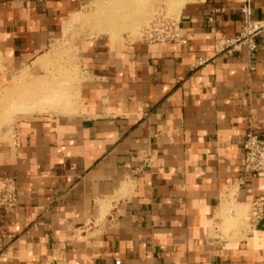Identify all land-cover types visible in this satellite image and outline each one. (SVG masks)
I'll return each mask as SVG.
<instances>
[{
  "label": "crops",
  "instance_id": "crops-1",
  "mask_svg": "<svg viewBox=\"0 0 264 264\" xmlns=\"http://www.w3.org/2000/svg\"><path fill=\"white\" fill-rule=\"evenodd\" d=\"M87 1L0 0L4 63L34 65ZM252 8L263 21L264 0ZM178 23V43H86V80L54 108L74 113L26 117L0 143L19 194L0 264H264V216L246 222L264 177L243 173L245 136L264 131V32L254 58L216 51L242 29L234 0H188ZM199 57L213 61L193 70Z\"/></svg>",
  "mask_w": 264,
  "mask_h": 264
},
{
  "label": "rangeland",
  "instance_id": "rangeland-1",
  "mask_svg": "<svg viewBox=\"0 0 264 264\" xmlns=\"http://www.w3.org/2000/svg\"><path fill=\"white\" fill-rule=\"evenodd\" d=\"M120 1L121 0H88L79 11V14L74 15L70 21L65 23L64 32L60 35L59 39L52 42L51 46L48 47L43 54L47 52L50 53L41 57L40 59L43 60L41 61L39 59L34 65L9 67L0 56V96L10 91L16 83H20L21 85L22 83L28 82L31 85L36 81H39L40 84L42 81L40 85L42 86L45 83L43 87L46 88V93L52 90V88H50L51 86L60 88V90L57 91L58 93L53 94L54 91H51L49 93L51 95L48 94V97H43L42 95L33 97L26 105L20 103L8 105L7 102H5V106H1L0 104V143L10 139L13 135V128L16 123L25 120L26 117L31 118V116L46 115L61 116L74 113L54 108L60 103L65 104V107H72L76 100L75 86L78 83L77 81H79L78 86L80 87L81 83L86 80L85 73L82 69L83 47L86 43L93 42L96 38L103 35L111 38L114 43L117 44H128L142 40L143 31L149 26L153 19L156 18L158 21L178 20L188 0H147V2L140 5L142 14L136 19H131V23H129V20H125V24L122 26L121 30L114 33V31L108 27H104L105 25L102 22L104 18L102 16H97V14L102 8L109 7ZM175 9H178L177 12H175ZM63 71L68 75L65 78L60 76ZM43 75L45 77L41 78ZM53 75H56L57 78L55 76L54 79H52ZM25 76L27 77L24 78ZM34 76L38 78L33 80ZM64 84L65 88L68 89H64ZM35 85L36 84L30 86V89H35ZM67 104L69 105L67 106ZM246 210L248 211L246 222L247 227H249L250 224L248 219L250 208Z\"/></svg>",
  "mask_w": 264,
  "mask_h": 264
},
{
  "label": "built area",
  "instance_id": "built-area-1",
  "mask_svg": "<svg viewBox=\"0 0 264 264\" xmlns=\"http://www.w3.org/2000/svg\"><path fill=\"white\" fill-rule=\"evenodd\" d=\"M14 2H43L46 0H10ZM240 5L243 26L240 33L231 39H219L215 42L218 53H229L245 47L251 58L258 52V37L264 32V20L257 21L253 18V0H234ZM183 33L180 30L178 20L158 21L156 18L150 22L143 31L142 39L150 45L178 43L182 40ZM211 57H199L192 65L193 70H198L211 63ZM254 67L251 70L254 71ZM244 176L264 177V131L262 134L247 133L243 141ZM142 167L137 172L142 173L151 168L154 163L150 152H142L138 155ZM19 205V194L16 181L11 178L0 179V210H12ZM264 216V197H257L249 213L250 227H256Z\"/></svg>",
  "mask_w": 264,
  "mask_h": 264
},
{
  "label": "bare ground",
  "instance_id": "bare-ground-1",
  "mask_svg": "<svg viewBox=\"0 0 264 264\" xmlns=\"http://www.w3.org/2000/svg\"><path fill=\"white\" fill-rule=\"evenodd\" d=\"M144 2H147V0H121L118 3H114L113 5H110L109 7H104L100 10V12L97 14V16H102L103 18V23H104V27H108L109 29H111L112 31L117 32L119 30H121L122 26L125 24V20H129V23H131V19H136L138 16H140L142 14L141 9H140V5L143 4ZM176 10V9H175ZM174 10V11H175ZM178 10V9H177ZM177 10L175 12H177ZM174 12V13H175ZM180 12V11H179ZM176 14V13H175ZM179 14V13H178ZM136 21V20H135ZM124 22V23H123ZM137 22V21H136ZM135 23V22H134ZM102 25V24H101ZM127 25V23H126ZM102 27V26H101ZM124 29V28H123ZM127 29V28H126ZM108 31V30H107ZM118 34V33H117ZM41 60V59H40ZM43 60V59H42ZM41 60V61H42ZM40 61V62H41ZM43 63V62H42ZM47 63V62H46ZM44 64V63H43ZM42 64V65H43ZM41 65V66H42ZM45 65V64H44ZM26 74V73H24ZM28 74V73H27ZM58 75V73H57ZM22 76V75H21ZM56 75H53V78ZM60 76L62 78H65L66 76H68L64 71L61 72ZM27 76H25L24 78H26ZM47 77V76H46ZM23 78V79H24ZM51 78V77H49ZM48 78V80H49ZM57 78V76H56ZM22 79V78H21ZM32 79V78H31ZM35 78H33L34 80ZM51 79V80H52ZM28 80V79H27ZM37 80V79H36ZM35 80V81H36ZM39 80V79H38ZM41 80V79H40ZM46 80V79H45ZM60 80V79H59ZM58 80V81H59ZM24 81V80H23ZM30 81V80H29ZM44 81V80H43ZM56 81V80H55ZM30 82H33L32 80ZM42 82V81H41ZM40 82V84H41ZM45 82V81H44ZM43 82V83H44ZM36 84V88L35 89H30L32 85ZM34 84H29L28 82L26 83H22L20 85V83H16V85H14L10 91H8L6 94H3L0 96V104L1 106H5V102L8 103V105H13L14 103H20L22 105H26L28 103V101L30 99H32L33 97L42 95L47 96L51 91H54L53 94L58 93L57 91L60 90L59 87H54L51 86L50 88H52V90L48 91L46 93V88L43 87L39 84V81H36ZM63 85V84H62ZM49 88V89H50ZM62 89V88H61ZM64 89H68L65 88V84H64ZM72 89V88H71ZM56 91V92H55ZM67 91V90H66ZM65 91V92H66ZM76 91V89H75ZM63 92V91H61ZM60 93V92H59ZM74 94V93H73ZM51 95V94H49ZM48 95V96H49ZM61 95V94H60ZM67 95V94H65ZM41 96V97H42ZM47 96V97H48ZM46 98V97H45ZM60 103V102H59ZM65 105V104H64ZM69 104H67L68 106ZM68 108V107H67ZM26 114V113H25Z\"/></svg>",
  "mask_w": 264,
  "mask_h": 264
}]
</instances>
